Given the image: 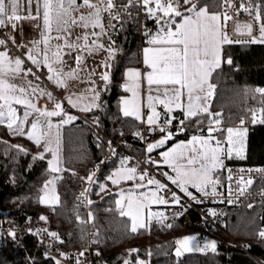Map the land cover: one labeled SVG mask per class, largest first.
<instances>
[{"label": "snow or ice", "instance_id": "obj_1", "mask_svg": "<svg viewBox=\"0 0 264 264\" xmlns=\"http://www.w3.org/2000/svg\"><path fill=\"white\" fill-rule=\"evenodd\" d=\"M85 7L91 9L87 15L80 14L78 17L73 15ZM116 7L117 0L106 2L99 0V3H92L91 0H82L81 3L77 0H0V29L10 26L12 31L16 32L22 22L33 21L35 22L33 26L39 30V38L30 42L32 47L26 49L24 58L11 56L10 49L7 48L8 41L0 39V45L5 49L0 51V126L6 127L10 134L26 137L37 147L42 148L40 153L32 157L34 161L45 160L50 154L51 158L46 161L48 165L46 171L50 178L40 189L38 203L53 209L60 204L56 184L63 178L61 173L66 171L61 154L60 129L77 117L68 114L63 102L54 99L52 93L33 83V80L27 79L32 76L39 81L40 76L33 68H26L25 61L31 62L37 70L46 68L47 80L63 89L69 82L78 78L85 54L93 55L98 51H106L107 59L100 65L104 71L99 76L103 85L98 86L93 80L83 93H73L66 98L71 107L82 112L101 108V90H108L114 61L119 51L118 48H105L100 42L102 36L108 35L103 24V14L107 13L110 19L120 21L122 17L115 11ZM133 7L142 10L146 18L156 24V30L153 32L145 27L143 33L147 45L141 50L144 70L130 67L124 72L126 82L121 87L124 92L131 95L121 99L120 110L124 117H131L141 124H146L149 132L159 131L162 134L156 142L146 143L145 152L148 154L162 148L176 135L171 130V125L176 119L173 113L177 110L183 113V119L179 120L178 133L184 132L189 124L193 123L200 133L206 130V135H193L187 142L177 143L169 150L160 152V161L153 160L149 155L145 162L156 167L166 165L170 168L173 174L163 172L162 175L179 190V193L190 200L198 204L203 202L189 191V188L195 189L203 198L211 196L215 199L222 195L217 191V187L220 184L218 173L225 166L224 159L246 158L248 128L245 127L244 117H241L239 125L223 128L222 113L211 111V101L216 90V84L212 82L213 75L222 64L233 63L231 57H224L225 45L264 44V0L256 2L239 0L238 7L236 0H215L211 5L208 3L201 5L200 0H126L123 5L125 12ZM210 7L218 8L219 11H209ZM229 9H235L237 15L247 13L251 16L259 26V36L253 35V23L237 24L235 32L238 35H246L249 39L234 41L226 31L227 22L232 19ZM73 25L85 29L84 35L77 37L76 42L69 39L70 28ZM110 27L115 28V25ZM53 39H62L64 43L53 48L51 46ZM9 40L17 49L26 47L17 44L14 35H10ZM109 40L111 44H115L110 37ZM72 52L79 53L75 57L76 67L65 71L64 57L71 56ZM89 75L95 76V70ZM18 78H23L24 83L16 84ZM145 87L146 97L143 95ZM252 92L261 98V106L249 109L251 123L264 125V87H257ZM42 97H47L53 102L52 110L47 106H38L37 101ZM158 107L163 111H159ZM145 108L148 112L146 118ZM54 117H59L60 121L53 123ZM96 123L99 125L98 117ZM205 123L206 129L203 127ZM215 133H220L221 136L214 135ZM133 135L146 141L145 135L139 130ZM3 143L7 145L5 153L15 149L17 154H28L21 145H8L7 141ZM108 147L111 154L115 155L116 149L112 147L111 141L108 142ZM129 160V157L121 158L120 166L104 178L117 186L122 182H132V187L120 190L119 199L115 201L119 215L127 217L130 221L128 230L136 234L141 229H149L153 222L171 229L173 224L167 222L169 217L164 212L152 211V206H180L183 211L174 213L172 219H175L187 210L181 203L182 197L176 191H172L167 183L150 176L147 170H140L139 163L129 166ZM104 163V160L100 161V164ZM100 164L82 179L89 184L98 183L94 177ZM228 171V179L231 181V170ZM240 171L249 173L257 171L264 174V168ZM253 183L251 176L246 179L244 175H240L236 181L239 195H245ZM98 186L101 192L107 189L106 183H99ZM89 191L90 188H85L80 193V199L82 201L86 199L87 204L91 205L93 201L87 199ZM232 192L229 185L227 200L229 204L235 202L231 198ZM261 194L264 195V191ZM219 202L222 203L223 200ZM248 207L251 208L252 205L249 204ZM209 215L216 216L217 213L209 209ZM88 217L89 221L94 219L91 212ZM39 219L47 222V217L43 215ZM77 220L81 223L86 222L81 220L79 215ZM29 231L31 232V229ZM42 231L52 241L63 243L57 232L47 229ZM8 235L16 238L14 231H10ZM257 236L264 241V229L259 230ZM174 243L177 258L189 252L215 254L218 247L215 240L200 243L191 235L177 239ZM138 251L135 248L130 249L128 255L131 256ZM83 255L84 252L79 253V256ZM148 255L150 256L151 252ZM60 256L67 258L65 253H60ZM51 259L54 264H61L60 259L55 257ZM76 264H80L79 257ZM123 264H132V261L124 259ZM135 264L146 262L137 259Z\"/></svg>", "mask_w": 264, "mask_h": 264}, {"label": "trees", "instance_id": "obj_2", "mask_svg": "<svg viewBox=\"0 0 264 264\" xmlns=\"http://www.w3.org/2000/svg\"><path fill=\"white\" fill-rule=\"evenodd\" d=\"M215 0H200L201 5L213 4ZM209 10L219 11L210 7ZM139 32L135 26L125 23L120 36L116 40L118 48L111 83L108 90L103 91L102 107L86 112L87 115L99 118V124L109 132L124 138L134 139L133 133L139 130L141 123L131 117H124L120 110V98L124 93L122 80L124 70L129 65L140 64ZM225 58L231 57V65L224 63L213 75L216 84L214 98L211 104L213 113L220 112L223 122L236 124L241 117L250 123L249 109L260 104L258 94L252 92L258 86H264V44L233 43L225 45ZM189 128L185 134H178L168 145L178 139H188L191 136ZM8 145H21L28 154H17L15 149L5 153ZM99 145V146H98ZM42 151L26 137L9 133L6 127L0 126V224L3 213L18 211V222H26L35 230L39 225L41 214L49 212L51 221L49 228L57 232L63 243L60 246L78 250L87 246L88 225L77 220L81 208L75 195L81 183L79 175H87L96 162L106 154L105 147L92 136L89 125L80 120L66 125L63 130V162L66 171L56 184L60 204L54 209L38 203V196L43 183L50 178L46 171L47 159L33 160ZM120 158L108 162L98 173L91 189L92 208L94 213L95 247L106 257L105 264H123L124 259L134 262L137 259H149V264H259L249 253L239 248L217 243V252H189L182 257L175 256L174 234H183L187 227L182 225L165 227H150L141 229L136 234L130 233L127 217H121L116 210L117 193L113 185L104 178L118 165ZM264 165V125L255 124L247 135V150L245 159H231L227 164ZM225 168V167H224ZM218 173L224 180V170ZM74 173V174H73ZM106 183L107 189L100 191L98 184ZM99 193V194H97ZM251 204L252 207H248ZM228 221V230L264 263V241L257 236L264 228V203L258 200L244 201L235 205L223 207ZM24 247L18 249L0 250V264H54V261L35 247L37 236L30 232L24 240ZM138 252L128 255L130 249ZM151 252L149 256L148 253Z\"/></svg>", "mask_w": 264, "mask_h": 264}, {"label": "built area", "instance_id": "obj_3", "mask_svg": "<svg viewBox=\"0 0 264 264\" xmlns=\"http://www.w3.org/2000/svg\"><path fill=\"white\" fill-rule=\"evenodd\" d=\"M253 2H256V0H253ZM126 3L123 2L119 5H117L115 11L119 12L122 19L120 21L112 20L108 16L107 13L103 14V24L105 26V29L108 33L106 36H102L100 42L103 44H111L109 37L111 38V41H115L120 36L122 27L125 23H129L132 26H135L139 32V48L142 50L143 47L147 46L145 43V36L143 35L145 27L152 30L153 32L156 30V24L152 21L146 18L142 10H138L137 8L133 7L130 8L128 12H125L123 9V5ZM237 7L239 6V0H236ZM229 14L232 16V19L227 22V28L226 31L229 34V36L234 40H248L249 38L246 35H238L235 32V27L237 24H243V23H253L254 30L253 35L259 36V26L253 21L252 17L249 16L247 13H240L237 15L235 9H229ZM130 13V14H129ZM110 25H115V28L110 27ZM1 32V31H0ZM3 35V33H1ZM5 37V35H3ZM5 40L8 41L7 48L10 49V55L13 57H21L24 58V53L26 52V49L28 47H32V44L30 41L23 42V43H17L25 45V48L17 49L11 41L5 37ZM4 48V46H0V49ZM25 67H31L33 68V71H35L38 74H42L40 70H37L35 66L31 64L29 61H25ZM100 75L95 76H88L89 80H94L97 83H101L102 80L99 78ZM264 87V86H259ZM56 98L57 100H60L64 102L66 105L65 97L60 93L56 91ZM259 108V107H258ZM67 109L74 112L77 119L81 121V123L85 125H89L93 138L100 144H102L106 149V154L103 158L98 160L91 170V172L96 168L98 164H100L101 160H104V164H100L99 170L96 172V176L94 177V180H96L98 173L104 168V166L108 163L113 161L115 158H123V157H129V166L135 165L139 163L140 170H147L149 172V175L154 177L157 180H160L161 182L167 183L169 188H171L172 191H176L181 197V203L186 206V211H184V214L181 216H178L175 219H172V216L174 213H178L183 211V209L180 206H157L155 208V211L164 212L166 216L169 217L168 223H172L173 226L176 225H182L187 227V230L183 234H174L173 237L177 240L181 235L184 234H195L200 239H206V238H212L217 243H225L227 245L239 248L243 251H246L250 255H252L257 261L260 259V257H257L252 254V252L243 245L240 241H238L228 230V221L226 217V213L224 212L223 207L226 205H235L239 204L244 201H261L264 203V195H262V191H264V174H261L257 171L252 172H241V169L247 170V169H260L264 168V165H251V164H243V163H237V164H227L224 170V180L220 181V184L217 187V191L220 192L222 195L213 198V197H207L203 198L200 196L196 190H191L197 198L202 199V203H196L193 200H190L188 197L184 196L182 193H179V190L174 186L171 185L170 182L166 180V178L162 175L163 172H169V168L166 165H161L160 167H156L155 165L146 163V157L149 155L153 160L160 161L161 157L159 155L160 151H154L151 154H148L145 152L146 149V143H150L152 139L155 137L161 135L159 131L155 132H149L147 130L146 124H141L139 131L145 135L146 141L141 140L139 137H135L134 139H128L124 138L120 135L113 134L106 130L102 125H97L96 119L92 116L87 115L84 112L78 111L76 109L71 108L67 105ZM181 118H176L173 120V124L171 125V130L178 134H185L189 128L193 129L191 131V135L196 134H204L206 130L203 133H200L197 130L196 125L189 124L187 129L182 132L178 133L177 129L179 127V120ZM240 121V120H239ZM238 121V122H239ZM251 127L253 124L250 122L248 123ZM228 124L223 123L222 127L227 128ZM203 127L206 129L207 124L205 123ZM220 133H215L214 135H219ZM174 135V136H176ZM111 141L112 147L116 149V154L112 155L111 150L108 147V142ZM231 170V176L232 180L229 181V171ZM90 173V172H89ZM79 175L81 179V183L79 185V188L76 192L75 199L77 204L81 208V212L79 214L81 220L86 221L85 223L88 225V240H87V246L78 250H73L71 248L60 246L56 241H52L50 237L47 236L46 233H44L42 230L47 229L49 231V223L45 221H42L38 227L35 230H32L31 226L28 225L26 222H18V218L20 216V213L18 211H15L14 213H5L4 216L1 219L0 224V250L4 249H18L21 247H24L25 239L30 233L29 229H31V232L35 233L37 236V241L35 247L39 250H41L44 254H47L48 257H55L57 259L61 260V264H76L77 257H79L80 264H105L107 262L106 257L100 252L98 248L95 247V231L96 228L94 227V219L89 221L88 214L91 212L94 217L92 204L88 205L87 200H81L80 199V193L85 188H90V191L87 195V199L92 200L91 198V189L93 184L87 183L84 179V177H87L89 175ZM240 175H244L247 179L248 176H251V178L254 180V183L247 189V192L245 195H239L237 191V184L236 181L239 179ZM229 185H231V188L233 190L232 192V199L235 201L232 204H229L227 202L228 200V188ZM220 200H223V202H219ZM209 209H213L216 211V216L209 215ZM45 217H47V214L43 213L41 214ZM48 220V218H47ZM160 227L161 225L158 223L153 222L150 227ZM10 231H14L16 233V238L13 239L11 236L8 235ZM39 233V234H36ZM84 252L83 256H79V253ZM60 253H65L67 255V258L61 257ZM99 253V255H97ZM261 260V259H260ZM264 264V263H263Z\"/></svg>", "mask_w": 264, "mask_h": 264}, {"label": "crops", "instance_id": "obj_4", "mask_svg": "<svg viewBox=\"0 0 264 264\" xmlns=\"http://www.w3.org/2000/svg\"><path fill=\"white\" fill-rule=\"evenodd\" d=\"M126 0H117V5L125 2ZM78 3H81L82 0H77ZM92 3H99V0H91ZM106 2V0H105ZM183 10V9H181ZM91 11V9H88V8H81L79 11H76L73 13L74 16H79L80 14H85L87 15L89 12ZM209 11H212V10H209ZM35 22L33 21H24L22 22V24L18 27V29L16 30V32H13L11 27H7V28H2L0 29V39H4L5 40V37L9 39V36L10 35H14L15 36V40H16V43H23V42H28V41H32V40H35V39H38L39 38V30L36 29L33 25H34ZM96 31H99V29H96ZM70 32H71V35L69 37V39L73 42H76L77 41V37H82L85 33V29L79 27V26H76V25H73L71 28H70ZM3 33V35H5V37L1 34ZM64 41L61 39V40H56V39H53L51 41V46L54 48L56 45H63ZM80 43L82 44L83 41H80ZM89 43H91V41H89ZM103 44V43H102ZM105 48H108V47H113L115 48V44H103ZM2 46V45H0ZM5 50L4 48H1L0 51H3ZM79 53L77 52H72L71 56H65L64 57V60L66 61V65H65V68L64 70L65 71H68L72 68H75L76 65H75V57L76 55H78ZM107 56H108V53L106 51H98L96 53H94L93 55H86L85 54V58H84V62L82 64V70L78 72V78L69 82L68 86L61 89V88H58L53 82L51 81H48L47 80V69L46 68H41L39 69L42 74H38L36 73L37 75L40 76V80L39 81H36L34 77L32 76H29L27 77V79L29 80H33V83H36V84H39L40 87L44 88L47 92H50L52 93V96L54 97V99L57 100L56 98V91L57 92H60L64 97H65V100H66V103H67V97L70 95V94H80V93H83L85 89L89 88L91 83H92V80H89L88 79V76L90 72H92L93 70H95L96 72V75H100L101 72L104 71V69L102 67H100V65L107 59ZM140 58H141V61H140V64L138 65H129L125 68L128 69L130 67H134V68H139L141 70H144V66H143V58H142V51H140ZM27 68V67H26ZM124 70V72H125ZM35 72V71H34ZM43 74H45V78L43 77ZM43 78V79H42ZM111 78H112V74H111ZM45 82H46V85H45ZM125 77L123 76V80H122V85L125 83ZM213 82V81H212ZM16 84L18 85H21L24 83V79L23 78H18L16 81H15ZM96 85L98 86H102L103 85V81L101 83H97L95 82ZM102 93H103V90H101V97H102ZM146 94H147V89L146 87L143 89V95L146 97ZM131 94L130 93H126L124 92L120 98V101L122 98L124 97H128L130 96ZM214 98V97H213ZM213 101V99H212ZM212 101H211V104H212ZM38 106L40 107H45L47 106V108L49 110H52L54 105H53V102L49 101L47 99V97H42L40 98L38 101ZM64 104V108L66 110V112L72 116H75L76 115L74 114L73 111L67 109V105H69L67 103V105L63 102ZM70 106V109L73 108ZM120 107H121V104H120ZM73 109H76L78 111H80L78 108H73ZM158 110L159 111H163L162 108H159L158 107ZM212 110V109H211ZM22 111V110H21ZM82 112V111H81ZM86 113V112H84ZM148 112H147V109L145 108L144 109V115H145V118L147 116ZM173 115L176 117V118H181L183 119V113L180 112L179 110L175 111L173 113ZM53 121L55 119H58L60 121V118L59 117H54L52 118ZM77 121V119H75L74 121H72L71 123ZM71 123L69 124H65L62 126V128L60 129V133H61V136H62V133H63V130H64V127L66 125H70ZM162 135V134H161ZM161 135L155 137L154 139L151 140L150 143H154L156 142L157 140H159L161 138ZM220 135V134H219ZM175 137V136H174ZM173 137V138H174ZM191 137V136H190ZM189 139V138H188ZM178 140H181V139H178ZM178 140H176L175 142H177ZM170 141V140H169ZM169 141L162 147V148H159V149H156L155 151H160L162 152L164 149L168 148L169 146L171 145H168L169 144ZM174 142V143H175ZM173 143V144H174ZM119 162H120V159H119ZM120 166V164L118 163L117 166L114 167L113 170H115L116 168H118ZM64 168L66 169L65 165H64ZM112 170V171H113ZM91 172V171H90ZM169 172L170 174H173L171 172V169L169 168ZM113 189L114 191L117 193V199H119V195L118 193L120 192L121 189H124V190H127L128 188L132 187V182H122L120 185H113ZM150 187H154V186H150ZM191 190H195L193 188H189V191ZM57 192V191H56ZM157 207V205H153L152 206V211H155L154 209ZM212 239V238H211ZM214 240V239H213ZM186 254V253H185Z\"/></svg>", "mask_w": 264, "mask_h": 264}, {"label": "rangeland", "instance_id": "obj_5", "mask_svg": "<svg viewBox=\"0 0 264 264\" xmlns=\"http://www.w3.org/2000/svg\"><path fill=\"white\" fill-rule=\"evenodd\" d=\"M43 77L45 78L46 76H45V74H43ZM43 79V78H42ZM45 85H46V82H45ZM47 86V85H46ZM259 87V86H258ZM261 105H259V106H257V107H255V108H258V107H260ZM212 111V110H211ZM213 112V111H212ZM59 122V120L58 119H55L54 121H53V123H58ZM251 122V121H250ZM224 123V122H223ZM237 125H239V122H237L236 124H230V125H228L227 127H235V126H237ZM245 127H247L248 128V132H249V129H250V126H249V124H248V122L247 123H245ZM60 135H61V133H60ZM197 135V134H196ZM204 135H206V133H204ZM193 135H191V137H192ZM217 136H221V134L220 135H217ZM190 137V138H191ZM189 138V139H190ZM189 139H181V140H178L177 142H175L174 144H172L171 146H169L168 148H166V149H164L163 151H167V150H169L170 148H172L175 144H177V143H180V142H187ZM225 147H226V145H225ZM61 154H62V158H63V133H62V136H61ZM246 150H247V145H246ZM162 151V152H163ZM231 159H238V158H231ZM231 159H228V158H225L224 159V167H226V165H227V162H228V160H231ZM63 167H64V163H63ZM225 169V168H224ZM62 174V173H61ZM223 176H224V174H223ZM221 181V180H220ZM57 191V190H56ZM58 194V193H57ZM155 210V209H154ZM0 211H2V209L0 208ZM6 213V212H5ZM5 213H3L2 212V217L4 216V214ZM45 214H47V218H48V220H47V223H49V225H50V221H51V215L49 214V212H46ZM41 222L39 221V224H40ZM45 224H46V222H45ZM38 227V226H37ZM262 229H264V228H262ZM49 230H51L50 228H49ZM0 233H1V231H0ZM195 236L196 238H197V242H200V243H203V241H205V240H213V239H211V238H206V239H200V238H198L195 234H184V235H181L178 239H181V238H183V237H185V236ZM238 240V239H237ZM239 241V240H238ZM241 242V241H240ZM242 243V242H241ZM243 244V243H242ZM244 245V244H243ZM246 246V245H245ZM140 260H142V259H140ZM144 261L146 262V264H149V259H144ZM258 262H259V264H263V262H262V260H258ZM132 264H135L134 262H132Z\"/></svg>", "mask_w": 264, "mask_h": 264}]
</instances>
